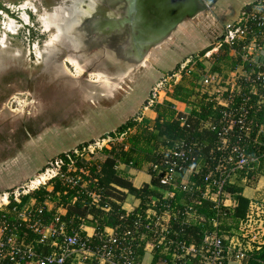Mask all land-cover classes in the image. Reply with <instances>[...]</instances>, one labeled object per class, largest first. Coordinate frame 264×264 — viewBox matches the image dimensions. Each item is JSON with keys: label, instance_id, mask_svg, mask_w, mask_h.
I'll return each mask as SVG.
<instances>
[{"label": "rangeland", "instance_id": "374dc122", "mask_svg": "<svg viewBox=\"0 0 264 264\" xmlns=\"http://www.w3.org/2000/svg\"><path fill=\"white\" fill-rule=\"evenodd\" d=\"M99 1L90 0L93 5L87 4L88 12L82 9L75 17L70 9L80 8V5L72 0H0V206L3 191L7 190H2L3 187L17 183L14 186L17 189L41 171H36L39 164L30 165L34 171L25 182L21 180L22 162L13 160L3 165L8 162L3 159L23 148L28 139L42 138L45 130L52 133L48 134L51 139L40 147L44 152L42 159L45 157L48 162L79 144L106 138L103 136L106 131L115 132L121 123L143 109L144 100L160 77L188 60L197 71L184 76L180 83L194 85L195 99L198 93H214L217 89V86L201 85L202 74L217 72L222 78V90L227 86L228 75L230 79L235 77L230 74V63L219 61L216 55L224 27L238 18L234 12L242 0H226L229 5L225 6L216 3L194 18L185 19L184 31L179 37L150 49L140 65L133 68L127 67L125 59L118 60L120 51L117 49L115 52L108 49L116 58L117 62L113 63L103 58L98 60L101 54L93 51L90 57L79 56L78 60L71 53L62 57L69 48H79L86 42L81 39L84 32H89L86 17L93 8H100V13L105 14L106 6ZM82 8L86 9V3ZM66 24L77 32L68 33ZM79 41L83 44L76 43ZM194 41L201 44L196 47ZM210 45L215 47L209 52L211 57H200L198 53ZM56 55L62 58H55ZM85 72L87 75L83 76ZM96 154L93 155L95 160L98 159ZM20 157L23 161L24 157ZM244 186L243 192L252 200L250 217L233 229L230 236L223 234L228 243L232 236L238 239L235 242L243 250L252 249L258 241L264 240V176L245 182Z\"/></svg>", "mask_w": 264, "mask_h": 264}, {"label": "built area", "instance_id": "2783aa9c", "mask_svg": "<svg viewBox=\"0 0 264 264\" xmlns=\"http://www.w3.org/2000/svg\"><path fill=\"white\" fill-rule=\"evenodd\" d=\"M247 6L249 8L245 7L241 10V14L235 21L225 25V32L219 40L218 51L222 43L231 47L240 46L243 60L261 67V71L257 73L255 79H252L244 69L241 75L233 79H230L228 75L227 86L223 90L220 86L222 78L217 72H207L199 77L201 85L217 86V89L214 93H198L196 96L200 99L203 97L206 101H215L217 105L226 108L222 111L218 123L221 128L217 133L215 145L210 149L208 161L205 160L202 163L201 155L194 154L192 148L188 147L183 139L175 140L171 147L161 146L158 153L164 155V161L161 164H155L153 171L159 182L168 188L164 190L162 198H149L146 202L147 208L143 214L137 215L131 225H118L115 228L105 226L96 232L95 225H99V218L87 214L79 218L77 228L68 230L67 222L63 219L64 215L52 213L44 204V201L51 198H46L41 204H37L36 200L32 199L20 209L15 207V223L11 224L3 216L0 217V264H7L5 261L8 264H143L142 255L137 248L144 239L147 241L146 245L151 244L153 253L156 248H161L163 254L171 256L170 262L161 258L157 262L159 264H187L190 258L196 257L200 258L201 264H226L231 260L246 259L247 251L251 249H241L240 244L235 242L238 239L234 240V236L224 245L219 224L223 216L222 209L235 206V200L224 191V185L237 183L239 173L250 162L256 160L255 156L250 157L246 153L244 145L232 141L229 137L235 127L238 128L240 137L249 138L251 135L252 125L247 119L246 108L250 98L245 92L248 88H245L240 80L251 82V93H257L258 86L264 88V0H254ZM210 51L203 56L210 58ZM231 53L237 55L235 49H232ZM190 62L188 60L180 64L179 67L159 78L145 100L143 107L145 110L153 109L156 104L169 100L174 87L182 81L184 76L197 71L194 63ZM236 96H241L243 102L234 108ZM263 104L264 96L260 95L257 105ZM188 116L181 113L182 125L186 124ZM136 120L141 121L142 117L139 116ZM212 122V118L201 120L200 125L203 128L212 129ZM133 130L128 131L130 133ZM126 134L107 135L106 138L91 142L80 149L67 151L65 157L57 156L51 159L46 167L27 183L13 191L3 193L0 211L9 205L11 200L20 204L21 198L25 195L42 188L48 190L49 185L53 188L52 181L56 178L65 181L70 189L78 186L86 187L87 181L82 175L87 174L88 171L85 168H77V162L92 161L95 153L102 151L103 148L114 146L115 141L121 142ZM259 136L264 137L263 125L259 127L253 142L264 146V143L258 141ZM262 155L264 156V153ZM188 163L190 165H187ZM64 167L66 170H63ZM203 169L207 172L202 188L191 181V176L199 174ZM177 188L186 194V197L178 203L183 210L178 209L177 204L163 202L164 199L174 198ZM199 191L201 193L197 195ZM87 195L90 199L84 202V205L88 208L95 207L104 211L110 209L106 204L101 205L100 193L87 191ZM76 200L75 195L72 202ZM204 200L212 203L211 209L214 211V216L210 219L199 212ZM179 212H181V218H179ZM46 213L53 214L47 224L43 220ZM178 219H181L179 224L182 227L175 230L174 222ZM207 221L212 223L213 230L205 234L202 245L188 244L184 226ZM87 226L93 227V236L85 233ZM25 231H30L34 238L27 241ZM94 236L97 237V242L93 241ZM257 244L260 242L258 241Z\"/></svg>", "mask_w": 264, "mask_h": 264}, {"label": "trees", "instance_id": "16d2710c", "mask_svg": "<svg viewBox=\"0 0 264 264\" xmlns=\"http://www.w3.org/2000/svg\"><path fill=\"white\" fill-rule=\"evenodd\" d=\"M235 49L237 55L232 56L231 50ZM242 52L240 46L231 47L225 43H222L218 53L217 59L219 61L226 60L230 63L231 67L238 65L242 66L244 71L250 74L252 79H255L257 73L261 71V67H258L250 61H244L242 58ZM202 66V65H200ZM179 65L176 66V68ZM215 70V68L213 69ZM245 88H248L247 92L249 100L247 101V119L251 122L252 129L249 138L239 136L238 128H234L229 134L232 141H235L245 146L246 153L251 157H256L255 161L250 162L238 175V181L241 179H247L248 181H255L259 176H264V146L259 143H254L253 139L257 136L260 126H264V104L257 105L260 95L264 96V88L258 86L257 93H251V82L240 80ZM194 85L192 83L185 84L184 81L176 85L170 94V100H165L163 103L156 104L153 109L156 112V118L151 120L149 118H142L141 121H137V116L121 123L115 132H110L107 135H118L127 133L124 139L116 143L111 148H103L102 153L105 156L103 161H97L93 159L88 162H77V168H85L88 173L83 174L82 177L87 181L86 187H75L70 189L69 185L62 181L60 178H56L52 181L53 188L51 191L46 189H40L25 195L21 198V203L17 204L13 200L2 211H0V217H4L7 222H16V210L22 208L30 199H35L37 204H41L46 198H53L55 195L60 197V202L67 208V213L63 216V219L67 222V228L75 229L79 225V218L85 217L87 214H92L94 217L99 218V225H95L96 232L106 227L115 228L118 225H131V223L137 218L139 213L143 214V211L147 208L146 202L149 198H162L164 190L168 187L162 185L158 178L155 177L153 166L157 163L161 164L164 161V155L158 153L161 146H173V143L177 139H183L188 147L192 148L194 154L201 155V162L208 161L210 149L215 145L217 141V133L220 130L219 120L222 116V111L226 110L225 107L217 105L215 101H206L203 97L198 103H192L191 98L193 96ZM173 101H181L190 103L193 106L192 112L187 117L185 125L181 124V113H177ZM234 108H237L239 104L243 102L241 96H236ZM213 119L212 129L203 128L200 125L201 120ZM187 124L189 126H187ZM129 129H134V132L129 133ZM258 141L264 143V137L259 136ZM93 141L84 142L77 146V149L87 146ZM69 150L68 152H72ZM64 151L60 153L59 157H65ZM212 161V166H213ZM124 164L130 168L136 170H145L151 175V185H144L141 188L134 186L128 175L119 170V165ZM187 165H190L188 163ZM46 164L41 167L43 170ZM66 170V167L63 168ZM206 169L201 170L199 174L191 176V181L195 182L198 186L204 187V178ZM247 181V182H248ZM14 190V189H13ZM11 190V191H13ZM87 191H96L102 195L101 205L106 204L109 206L108 211H104L100 208H88L84 205V202L89 201ZM224 191L232 196L235 200V206L231 208L224 207L223 216L221 217L219 229L220 235H231L233 229H237L239 225L246 220L251 199L243 194V187L235 184L226 183L224 185ZM201 193L199 191L197 195ZM127 194L135 195L140 199V205L132 212H127L123 207V202ZM77 196V200L73 201V196ZM186 197V194L180 189H175V196L172 199H164V203L177 204V208L183 210V207L178 205L179 201ZM212 203L204 200L202 206L199 208V212L204 214L205 217L210 219L214 216V211L211 209ZM182 212V211H181ZM179 212V216L181 215ZM53 213V212H52ZM52 213L44 214V222L47 224L50 222ZM181 218V216L179 217ZM175 220L174 229L179 230L182 225L179 221ZM186 241L188 244L194 243L197 246H201L204 241L206 233L213 230V225L209 221L202 223H192L186 225ZM27 234L26 240L30 241L34 238V235L30 231H25ZM23 235V234H22ZM227 236V235H226ZM93 241H98L97 237H93ZM146 240H142L140 247L137 248L140 255L144 254ZM228 241L223 239V244L226 245ZM135 246V245H134ZM165 259L171 261L170 255H165L161 252V248H156L154 253V264L159 259ZM199 257L190 258L187 264H201ZM5 263L8 264L7 261ZM227 263V262H226ZM245 264H264V243L255 244L253 248L247 251V257L244 260Z\"/></svg>", "mask_w": 264, "mask_h": 264}, {"label": "water", "instance_id": "95a60500", "mask_svg": "<svg viewBox=\"0 0 264 264\" xmlns=\"http://www.w3.org/2000/svg\"><path fill=\"white\" fill-rule=\"evenodd\" d=\"M120 1L121 0H106V10L109 9V7L112 8L110 3H117ZM127 1L131 2L133 6L132 11L128 10V12H126L125 18L123 16L121 18L122 20L118 21H114L115 18L106 19L107 22L110 21L107 25L106 38L110 41H115L111 43V45L109 44L110 50L112 52H115V49L120 51L118 60L121 58L125 59L128 68H133L138 64L140 65L146 56H148L150 49L160 45L179 22H184L185 19L193 18L198 12L206 11L218 2V0H142L143 6L137 7L134 5L133 0ZM101 2L104 3L102 0ZM248 8L249 6H246V9ZM136 14L140 15V19H137L138 22L136 21ZM96 16L100 18V15H95L94 17ZM167 18L169 20L168 22L166 21ZM94 20H88L89 27L99 25L103 22L102 18H100V20H98V18ZM116 26H119V28ZM87 35L88 33L86 34L84 32L83 39H81L82 42ZM120 38L123 40L122 44L125 42L124 45L117 44V40ZM221 39L222 37L219 38V40ZM82 42L79 41L76 43L83 44ZM213 48L214 45H210L202 49L198 55L202 57ZM134 54L137 56H133L134 59L130 60L129 58ZM62 55L67 56L68 50Z\"/></svg>", "mask_w": 264, "mask_h": 264}, {"label": "crops", "instance_id": "0c3cea01", "mask_svg": "<svg viewBox=\"0 0 264 264\" xmlns=\"http://www.w3.org/2000/svg\"><path fill=\"white\" fill-rule=\"evenodd\" d=\"M252 1H254V0H242L238 4V8L234 12L235 17L237 18L240 15L243 6L247 5L248 3H251ZM217 4H221L222 6H225L226 4L229 5L228 1H226V0H218ZM230 5H231V3H230ZM235 17H233V19ZM183 31H184V22L179 23L171 31V33L166 37L165 40H171L173 38L176 39V37H179L183 33ZM198 42L194 41L196 47H197V44H198V46L201 44ZM158 46H160V45H158ZM231 55L234 56L233 53H231ZM230 69H231L230 74L232 76H239L243 73V67L240 65L233 67V68L231 67ZM145 100L143 102V105L145 103ZM200 100L201 99L199 97H197L196 99H195V97L191 98L192 103H198ZM173 102H174L175 110L177 113H183L184 115H189L193 110V106L190 103H185V102H181V101H173ZM135 116H137V117L140 116L142 118H149L151 120H154L156 118V112L152 108H148L146 110L143 108V109H140V111H138V113ZM131 118H133V117H131ZM134 131L135 130H133L132 132H134ZM48 134H52V133H50V131H49V132H47L46 136H42V138L36 137L35 139H28L26 144L23 146V148H21L16 153H14L10 156H6L5 159L2 158L4 162L8 161L7 163L3 162L4 163L3 165L11 163L13 160H17V161L22 162V165H24V171H23V174H22L23 177L21 180L25 181L27 178H28L27 180H29L33 174V171H34V169H32L33 165L37 166L39 164V166H37V170H36V171H38L47 162L45 157H44V159H42V157H41V156H44V152H43V150L42 151L40 150V147L43 148L44 147L43 143H45L46 141H49L51 139V135H48ZM106 134H108V131H106ZM25 147H27V148H25ZM30 147H32V148L34 147L35 151L34 152L31 151L32 148H30ZM107 148H111V147H107ZM20 155H22L24 157L23 161H22V158L20 157ZM96 156L98 158V159H96L97 161H103L105 159V156L102 153V151H98ZM93 159H94V157H93ZM31 160H34V162L33 161L31 162ZM30 165H32V167H30ZM118 168H119V170L123 171L125 174L128 175L129 179L132 181V183L134 184L135 187L141 188L146 184L151 185L152 177L145 170H136V169L130 168L129 166H126L124 164H120ZM12 170L14 171L15 168L14 169L12 168ZM15 171H17V170H15ZM18 174H19V171H17V175ZM12 176H14L13 173H12ZM135 178L137 179L136 182L134 181ZM245 182H247V181H238V185L242 186L244 190L246 188L244 186ZM16 185H18V184L12 183V185H10V184L6 185L5 187H3L2 190H6V189L7 190L3 191V193L10 192V190L12 188L14 189V186H16ZM21 186H19V187H21ZM47 189L49 191H51L52 186L49 185L47 187ZM243 194L246 197L250 198L248 195L245 194V192H243ZM32 199H30V201ZM140 202H141L140 199H138L135 195L127 194L126 198L123 202L122 207L127 212H132L133 210H135L140 205ZM44 204H46V207L49 211L51 210L52 212L60 213L62 215H65L67 213V208L61 204L60 197L58 195H55L50 200L44 201ZM85 233L88 234L89 236H93V234H94L93 227L87 226L85 228ZM260 243H264V240H262ZM144 259H146V261H145L146 263L144 262ZM153 260H154V253L152 252L151 244L148 243L145 247L144 254L142 255V262H144L143 264H154ZM156 264H159V263H156ZM226 264H245V263H244V261H240V260H231V261H228Z\"/></svg>", "mask_w": 264, "mask_h": 264}, {"label": "flooded vegetation", "instance_id": "af4514ba", "mask_svg": "<svg viewBox=\"0 0 264 264\" xmlns=\"http://www.w3.org/2000/svg\"><path fill=\"white\" fill-rule=\"evenodd\" d=\"M89 1L90 0H72V2H75L76 3V5L78 4V5H80V8H69L70 9V11H73V13H74V15H75V17H76V14H78L79 12H81V10L83 9L84 10V8H82L84 5H85V3H86V5L88 4V5H90V6H92L93 5V2H91V3H89ZM104 1V5L106 6V0H103ZM134 1V5L135 6H143V1L142 0H133ZM79 2V3H78ZM74 3V4H75ZM149 3V2H148ZM148 3H147V5H148ZM111 4V7L112 8H110L109 7V9H107L106 10V8H105V11H104V13L105 14H103V13H100L101 11H99V9L100 8H98L97 10H95L94 8H93V11L89 14V16H87L86 18H87V20H89V21H91V20H94V19H97L98 18V16H96V17H94L95 15H99V14H102V16H104V18L102 19L103 20V22L102 23H100L99 25H96V26H92V27H90L89 28V32H88V35L85 37L86 39V42L82 45V46H80L79 48H75V47H73L72 49L71 48H69V50H68V54L69 53H71V55L73 56V57H75L77 60L79 59V56H81V57H88L89 56V54L93 51V53L95 52L96 54H98V53H100L101 55H99L98 57H97V59L99 60L100 58H103V59H106V61H109V62H111V63H113V62H117L116 61V58H114L113 57V55L111 56V54H109L108 53V49H110V46H109V44L111 45V43H114L115 41H110L109 39H107L106 38V30H107V25L109 24V22H107L106 21V19L107 20H109V19H114V21H118V20H122L121 18L124 16V18L126 17V12H128V10L129 11H132V4H131V2H128L127 0H121L120 2H117V3H110ZM94 7V6H93ZM137 10V9H136ZM132 13V12H131ZM73 15V16H74ZM133 15V14H132ZM94 17V18H93ZM137 17V18H136ZM136 21H137V19H140V15L139 14H136ZM99 20H100V18H99ZM95 21V20H94ZM166 21L168 22L169 20H168V18L166 19ZM138 22V21H137ZM179 23H182V22H179ZM178 23V24H179ZM136 25H137V23H136ZM116 27H118L119 28V26H116ZM124 41H125V39H124ZM117 43H118V45L119 44H122L123 43V40L120 38L119 40H117ZM124 44H125V42H124ZM124 44H122V45H124ZM139 47V46H138ZM94 48H96L98 51L96 52L95 51V49ZM106 48H107V50H106ZM107 51V52H106ZM138 51V50H137ZM60 53V52H59ZM136 53V52H135ZM58 54V53H57ZM61 54V53H60ZM92 55V54H91ZM90 55V56H91ZM89 56V57H90ZM101 56V57H100ZM136 57L137 55L136 54H134V55H132L129 59L130 60H133L134 59V57ZM62 57H65L66 58V56H62ZM61 57V58H62ZM55 58H59V59H61L60 58V55L58 56V55H56L55 56ZM86 74V72L85 73H83V76ZM87 75V74H86ZM61 80H63L62 78H61ZM74 89L75 90H78V86L77 87H74ZM81 90V89H80ZM129 120V119H128ZM126 122V121H125ZM50 130V129H49ZM47 131L48 130H45L44 132H43V136H46V134H47ZM37 137V136H36Z\"/></svg>", "mask_w": 264, "mask_h": 264}, {"label": "bare ground", "instance_id": "6f19581e", "mask_svg": "<svg viewBox=\"0 0 264 264\" xmlns=\"http://www.w3.org/2000/svg\"><path fill=\"white\" fill-rule=\"evenodd\" d=\"M85 10V12H88V6L86 5V9H84ZM70 24V23H69ZM69 24H66V28H67V32L68 33H70V32H72V33H74V32H77L76 30H74V28L72 29V30H70L68 27H69ZM12 27V26H11ZM11 30L13 29V28H10ZM86 29V28H85ZM88 31V30H87ZM80 32H82V31H79V33ZM80 37L82 38V36L80 35Z\"/></svg>", "mask_w": 264, "mask_h": 264}]
</instances>
